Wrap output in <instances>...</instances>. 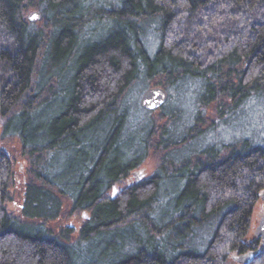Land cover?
I'll list each match as a JSON object with an SVG mask.
<instances>
[{"label": "trees", "instance_id": "16d2710c", "mask_svg": "<svg viewBox=\"0 0 264 264\" xmlns=\"http://www.w3.org/2000/svg\"><path fill=\"white\" fill-rule=\"evenodd\" d=\"M31 11L43 19L30 22ZM191 82L219 118L264 100V0H0L2 140H19L29 161L18 217L7 208L13 162L0 149V264H93L87 245L136 227L151 244L125 239L129 254L99 264H237L250 250L258 255L249 264H264L262 241L249 238L264 145L238 140L185 155L212 121L197 117L178 136L170 96L156 112L132 100L139 87ZM135 110L148 118L137 123ZM149 156L158 170L132 182ZM166 183L183 187L164 192ZM66 204L70 217L88 216L78 234L49 226ZM206 229L202 248L194 239Z\"/></svg>", "mask_w": 264, "mask_h": 264}, {"label": "rangeland", "instance_id": "374dc122", "mask_svg": "<svg viewBox=\"0 0 264 264\" xmlns=\"http://www.w3.org/2000/svg\"><path fill=\"white\" fill-rule=\"evenodd\" d=\"M34 11H31V13ZM30 13V14H31ZM156 24H150L147 27L145 41L150 49V52L153 53L158 46V36L156 31ZM170 96V101L168 103V109H174L175 111H179V122L177 126L176 133L178 136L184 134V132H188L191 127L195 124V118L202 117L204 126L206 123H213L215 125V130L207 132L200 144L191 145L187 150L185 155L191 154L193 151L204 150L207 147H211L213 145L221 146V145H231L238 140H251L255 143H260L264 145V100H256L252 99L246 101L241 105L238 109L237 113L233 116H224L219 118L216 116L214 106L210 107H201L199 103L200 95H201V86L198 82H191L182 88L179 89H170L168 91ZM133 101L140 106V100L143 95L142 88H136L134 90ZM141 107V106H140ZM142 109V108H141ZM132 118L139 123L141 120L148 118L147 114L141 110H135L132 114ZM202 123V125H203ZM38 124V123H36ZM137 126V124H136ZM206 128V127H205ZM215 143V144H213ZM197 144V143H196ZM0 149H3L7 152L13 162V183L10 189L11 201L8 203L7 208L10 213L15 216L20 217L24 195H25V186L28 179V159L23 156L21 145L19 140L15 138H11L9 140H2V128L0 126ZM158 170L157 160L149 156L140 166L138 170L134 172L135 177L132 176L131 181H142L146 178L151 177ZM130 181V183H132ZM183 185H175L173 183H166L163 187L164 192H172L174 189H181ZM119 192V187H115L114 194ZM174 193V192H172ZM70 210V206L66 204L65 206V215L62 219L51 223L49 226L55 230H60L64 226H69L75 234H78L81 228L82 220L86 215L74 214L73 216H69L67 211ZM264 218V202L262 201L256 206L251 229L249 233L250 240L259 238L261 241V237L259 234L260 226L262 219ZM212 230L206 229L201 230L197 233V237L194 239L195 243L204 244L209 239ZM124 236V239L122 238ZM131 238H134L137 242L150 245L146 233L136 228H130L128 230H121L115 234L114 237H109L103 243L102 246L97 248L95 245H87V249L90 252L83 253V259L85 261L91 262L93 264L103 263L105 260V255L107 257H122L123 255H127L130 252L126 249L125 244L122 242L126 239V241H130ZM94 244L97 241L93 242ZM124 244V245H123ZM125 246V247H124ZM250 252H257L256 250H250ZM240 256V255H237ZM235 257V256H234ZM233 257V258H234ZM232 258V260H233ZM234 261V260H233ZM235 262V261H234ZM236 263V262H235ZM238 264V263H237Z\"/></svg>", "mask_w": 264, "mask_h": 264}, {"label": "water", "instance_id": "95a60500", "mask_svg": "<svg viewBox=\"0 0 264 264\" xmlns=\"http://www.w3.org/2000/svg\"><path fill=\"white\" fill-rule=\"evenodd\" d=\"M43 16L40 12L34 11L29 15V21L36 23L40 22ZM169 94L162 87H153L144 92L140 100V106L149 112H156L161 109L168 101ZM262 201L264 202V193L262 194ZM261 233L259 236L262 239V244L264 245V218L262 219L260 226ZM257 252H250L246 255L235 256L233 260L238 264H249L252 262L256 256Z\"/></svg>", "mask_w": 264, "mask_h": 264}]
</instances>
